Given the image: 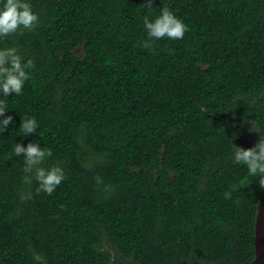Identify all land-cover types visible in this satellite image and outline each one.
<instances>
[{
	"label": "trees",
	"instance_id": "16d2710c",
	"mask_svg": "<svg viewBox=\"0 0 264 264\" xmlns=\"http://www.w3.org/2000/svg\"><path fill=\"white\" fill-rule=\"evenodd\" d=\"M29 2L36 26L0 39L31 61L3 100L0 264H252L264 189L230 153L264 130V0ZM165 6L184 36L143 46ZM29 142L64 170L51 195L12 154Z\"/></svg>",
	"mask_w": 264,
	"mask_h": 264
},
{
	"label": "clouds",
	"instance_id": "9594fccd",
	"mask_svg": "<svg viewBox=\"0 0 264 264\" xmlns=\"http://www.w3.org/2000/svg\"><path fill=\"white\" fill-rule=\"evenodd\" d=\"M150 5V2L148 3ZM38 21L37 13L32 10L29 0H0V39L17 30H32ZM145 39L142 44L150 47L155 40L167 37L178 40L187 30L186 24L177 17L168 7L160 9L159 14L145 13L143 21ZM31 61L22 62L14 47L0 48V133H3L13 122L11 115H5L9 108L4 98L19 96L23 86L29 79L28 69ZM39 124L35 116L25 115L21 118L18 128L19 135L28 136L36 131ZM258 134L257 141L251 147H241L232 144L230 158L237 164L246 168L249 176L260 189H264V130L257 124L252 130ZM23 153L24 179L31 184L36 182V192L51 195L64 180L65 173L58 164L43 167L45 159L51 156V149L29 142L26 145L13 143L12 154L20 157ZM31 198V192L25 194Z\"/></svg>",
	"mask_w": 264,
	"mask_h": 264
},
{
	"label": "water",
	"instance_id": "95a60500",
	"mask_svg": "<svg viewBox=\"0 0 264 264\" xmlns=\"http://www.w3.org/2000/svg\"><path fill=\"white\" fill-rule=\"evenodd\" d=\"M254 258L252 264H264V190L257 202L254 219Z\"/></svg>",
	"mask_w": 264,
	"mask_h": 264
}]
</instances>
